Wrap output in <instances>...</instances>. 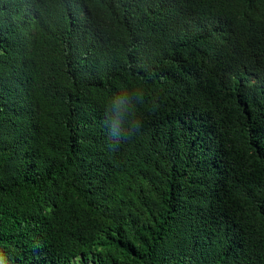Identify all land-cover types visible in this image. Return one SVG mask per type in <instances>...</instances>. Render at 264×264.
Listing matches in <instances>:
<instances>
[{"label":"trees","instance_id":"16d2710c","mask_svg":"<svg viewBox=\"0 0 264 264\" xmlns=\"http://www.w3.org/2000/svg\"><path fill=\"white\" fill-rule=\"evenodd\" d=\"M0 253L264 264V0H0Z\"/></svg>","mask_w":264,"mask_h":264},{"label":"clouds","instance_id":"9594fccd","mask_svg":"<svg viewBox=\"0 0 264 264\" xmlns=\"http://www.w3.org/2000/svg\"><path fill=\"white\" fill-rule=\"evenodd\" d=\"M143 103L144 92L138 88L125 89L111 97L104 110V122L108 129L109 140L113 142V148L140 132L143 123L137 116L136 109ZM0 261L7 264L3 253H0Z\"/></svg>","mask_w":264,"mask_h":264}]
</instances>
